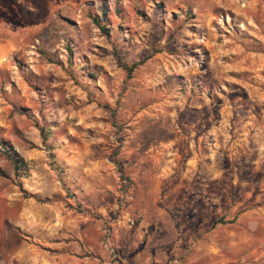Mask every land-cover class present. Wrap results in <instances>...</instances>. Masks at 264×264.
<instances>
[{"label": "rangeland", "instance_id": "rangeland-1", "mask_svg": "<svg viewBox=\"0 0 264 264\" xmlns=\"http://www.w3.org/2000/svg\"><path fill=\"white\" fill-rule=\"evenodd\" d=\"M42 1L0 2V264H264V0Z\"/></svg>", "mask_w": 264, "mask_h": 264}, {"label": "trees", "instance_id": "trees-1", "mask_svg": "<svg viewBox=\"0 0 264 264\" xmlns=\"http://www.w3.org/2000/svg\"><path fill=\"white\" fill-rule=\"evenodd\" d=\"M102 17L103 18L107 17L106 11L103 12ZM94 21H95V23L97 25L101 26L100 20H98L97 18H94ZM101 28L106 31V27L105 26H101ZM119 62H120V60H119ZM143 63H144V61H142L140 63V65H142ZM138 65L139 64H134L132 66H123V67H124V69L127 71V73L129 75H132ZM41 132H42V135H43V141H44V143H46V141L48 140V137L45 136V134H44L45 133V129H41ZM7 155H8V158L10 159L11 163L13 164V167L15 168V170H18L20 168V166L23 164V161L21 159H18L16 156H10L8 153H7Z\"/></svg>", "mask_w": 264, "mask_h": 264}, {"label": "crops", "instance_id": "crops-1", "mask_svg": "<svg viewBox=\"0 0 264 264\" xmlns=\"http://www.w3.org/2000/svg\"><path fill=\"white\" fill-rule=\"evenodd\" d=\"M66 0H45L44 2H65ZM0 2H43L42 0H0Z\"/></svg>", "mask_w": 264, "mask_h": 264}]
</instances>
